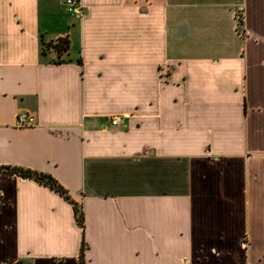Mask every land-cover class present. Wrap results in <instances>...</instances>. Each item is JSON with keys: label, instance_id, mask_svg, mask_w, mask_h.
<instances>
[{"label": "crops", "instance_id": "1", "mask_svg": "<svg viewBox=\"0 0 264 264\" xmlns=\"http://www.w3.org/2000/svg\"><path fill=\"white\" fill-rule=\"evenodd\" d=\"M81 3L0 0V168L85 222L0 174V264H264V0Z\"/></svg>", "mask_w": 264, "mask_h": 264}, {"label": "trees", "instance_id": "2", "mask_svg": "<svg viewBox=\"0 0 264 264\" xmlns=\"http://www.w3.org/2000/svg\"><path fill=\"white\" fill-rule=\"evenodd\" d=\"M42 53L45 54L46 51H48L50 48H53L56 53L57 57H61L64 53H66L69 49V41L67 38L65 39H58L54 43H47L45 44L44 42L42 43ZM0 174L4 175H17L25 179H33L37 181L40 184H43L45 186H48L55 192L59 193L61 196H63L67 201H69L71 204H73L74 207V212H75V217L76 221L79 226H81L83 229L85 227V222H84V214L81 210V208L78 206V204L74 203L67 190H65L53 177L49 175H44L37 173L35 171L31 170H23L19 168H10V167H1L0 168ZM86 249V244L83 242L80 250V255H79V264H85L84 260V252ZM21 264V263H19Z\"/></svg>", "mask_w": 264, "mask_h": 264}, {"label": "built area", "instance_id": "3", "mask_svg": "<svg viewBox=\"0 0 264 264\" xmlns=\"http://www.w3.org/2000/svg\"><path fill=\"white\" fill-rule=\"evenodd\" d=\"M65 4L67 6V11L69 14L73 16H81L83 13V6L81 0H65ZM242 11L240 10L237 13V24L238 29H243V20H242ZM242 34V33H241ZM36 119L34 116L28 114L27 112H20L16 116V127L17 128H30L35 126ZM121 124V120L119 117L115 116L111 118V125L112 126H119Z\"/></svg>", "mask_w": 264, "mask_h": 264}, {"label": "rangeland", "instance_id": "4", "mask_svg": "<svg viewBox=\"0 0 264 264\" xmlns=\"http://www.w3.org/2000/svg\"><path fill=\"white\" fill-rule=\"evenodd\" d=\"M239 31V33H242V30H238Z\"/></svg>", "mask_w": 264, "mask_h": 264}]
</instances>
